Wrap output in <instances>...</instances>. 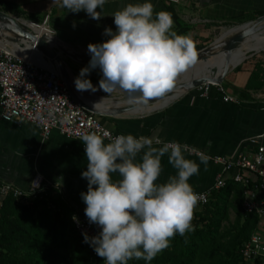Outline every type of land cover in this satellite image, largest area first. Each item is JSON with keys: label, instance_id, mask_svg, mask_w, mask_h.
<instances>
[{"label": "clouds", "instance_id": "9594fccd", "mask_svg": "<svg viewBox=\"0 0 264 264\" xmlns=\"http://www.w3.org/2000/svg\"><path fill=\"white\" fill-rule=\"evenodd\" d=\"M54 2L100 20L108 0ZM112 16L115 29L109 26L103 32L108 39L88 45L91 59L74 80L76 90H103L110 95L120 89L130 100L171 92L196 61L191 36L178 34L172 14L156 12L152 0L127 3ZM97 69L101 79L94 85L90 75ZM79 140L87 159L81 175L88 181L81 198L89 224L99 228L95 236L83 233L84 243L104 264H129L133 259L151 264L177 234L186 236L195 230L192 222L201 196L190 181L200 174L201 164L206 170V152L179 141H154L131 133L113 136L106 130L84 133ZM166 155L175 174L159 182ZM192 155L198 161L189 158Z\"/></svg>", "mask_w": 264, "mask_h": 264}, {"label": "crops", "instance_id": "0c3cea01", "mask_svg": "<svg viewBox=\"0 0 264 264\" xmlns=\"http://www.w3.org/2000/svg\"><path fill=\"white\" fill-rule=\"evenodd\" d=\"M0 1L10 4L9 7L1 6L20 10L26 16L44 13L56 18L60 32L71 40L69 43L86 46L108 39L103 32L109 26L115 29L112 16L115 11L127 3L143 2L108 0L101 12V19L94 20L84 11L69 12L54 0ZM152 3L156 12L163 10L171 13L175 21V31L190 35L195 45H199L201 38L212 35L216 24L240 18L257 21L264 17V0H152ZM8 42L21 47L20 44ZM80 56L87 58L88 55L86 52ZM78 63L88 65L84 62ZM256 64L264 69V58L247 62L241 68L231 71L223 83L229 95L240 99L241 106L225 104L216 94L209 100L200 99L196 94H186L166 108L152 113L101 116L100 119L106 127L121 134L131 133L137 137L148 136L153 140L179 141L206 152L209 155L206 170L201 164L200 174L193 176L190 182L197 193L208 192L222 172V167L213 164L210 157L233 156L240 150L248 149L250 141L264 133V87L260 90H249L248 97L240 94L246 89ZM104 102L116 103L107 100ZM189 158L198 161V157ZM162 164L163 172L159 182H166L170 175L175 174V170L168 163L167 155L162 158ZM86 166L87 159L81 141L67 139L56 130L45 140L42 132L33 125L16 126L0 121V179L4 182L28 191L34 176L42 174L48 183L60 186L61 194L66 197L68 204L85 214L86 205L82 201L81 193L88 190V181L81 174ZM247 177L252 184L249 189L255 190L256 177ZM114 179L119 177L114 176ZM239 186L246 190L243 185ZM243 196L245 200L246 197ZM235 197L233 194L230 201H234ZM260 229V233L264 235V221H261Z\"/></svg>", "mask_w": 264, "mask_h": 264}, {"label": "built area", "instance_id": "2783aa9c", "mask_svg": "<svg viewBox=\"0 0 264 264\" xmlns=\"http://www.w3.org/2000/svg\"><path fill=\"white\" fill-rule=\"evenodd\" d=\"M199 97L209 100L214 94L221 97L225 104L241 106L240 99L229 95L224 84H207L198 88ZM0 121L16 126L30 124L38 128L44 139H49L53 131H58L67 139L79 140L90 131L115 132L104 125L100 116L81 107L73 98L59 72L30 63L15 55L10 49L0 47ZM80 141V140H79ZM154 141L165 140L155 139ZM159 146V145H157ZM196 157L195 155H192ZM212 162L222 167L221 175L213 187L199 193V209L208 203L210 192L224 188L228 181L243 185L245 200L243 210L264 220V133L253 138L248 149L238 151L230 157L212 156ZM247 175L256 177L255 190H250L251 181ZM57 186L48 183L42 174H36L28 191L0 179V214L4 200L8 196L23 205H29L35 198L48 189ZM73 224L79 236L87 232L95 236L99 228L89 224L84 213L75 209ZM245 264H264V235L255 233L241 249ZM93 257L104 264V259L95 251Z\"/></svg>", "mask_w": 264, "mask_h": 264}, {"label": "trees", "instance_id": "16d2710c", "mask_svg": "<svg viewBox=\"0 0 264 264\" xmlns=\"http://www.w3.org/2000/svg\"><path fill=\"white\" fill-rule=\"evenodd\" d=\"M0 5L10 4L0 1ZM263 87L264 69L256 64L240 94L248 97L249 90ZM239 185L228 181L224 188L211 191L209 203L194 212L195 230L186 236L177 234L169 248L151 264H245L241 249L258 232L262 220L242 211L237 213L234 226L223 231L231 197L243 196L245 189ZM74 213L52 189L29 205L8 196L0 214V264H103L93 257L94 249L76 232ZM129 264L145 262L133 259Z\"/></svg>", "mask_w": 264, "mask_h": 264}, {"label": "water", "instance_id": "95a60500", "mask_svg": "<svg viewBox=\"0 0 264 264\" xmlns=\"http://www.w3.org/2000/svg\"><path fill=\"white\" fill-rule=\"evenodd\" d=\"M0 30L5 33L6 36H4L8 37L11 42L20 44L22 48L27 47L28 45L36 46L39 52L46 53L51 61L52 70L59 72L64 83L69 88L71 95L81 107L100 117H118L124 114H137L136 112L140 109L152 106L159 100L170 98L177 91L185 90L186 93H188L207 84L222 85L227 75L236 67H231L230 62L227 61L225 66L219 68L217 64H212L211 60L218 59L221 55H225L229 58V56H231L234 51L238 50L250 36L264 34V17L257 21L231 29L229 32H233V34L230 37H227V42L219 45V42L224 37L222 36L212 45L197 52L195 63L179 76L176 85L171 92L162 97L141 100L138 104L129 103L123 107H113L112 110L102 111L95 108L76 93L74 83L61 56L49 45L47 36H39L38 34L29 31L26 26L19 22L18 19L1 11ZM262 51H264V49ZM169 104H171V102ZM169 104L161 109L166 108Z\"/></svg>", "mask_w": 264, "mask_h": 264}, {"label": "rangeland", "instance_id": "374dc122", "mask_svg": "<svg viewBox=\"0 0 264 264\" xmlns=\"http://www.w3.org/2000/svg\"><path fill=\"white\" fill-rule=\"evenodd\" d=\"M0 11L3 12V13H6V14H8V15H10V16L18 19V20H20L21 22H24L31 29H33L36 33H39L40 35L47 36V39L51 42V44L53 46H55V50L61 56V58H62V60H63V62L65 64V66H66V68H67V70L69 72V75H70V77H71L73 82H74L75 78L79 75L80 70L83 67L87 66V65L80 64V63L76 62V60H74L72 57L64 54L67 50L71 51L73 49L77 54L78 53L85 54L87 52L88 56H87L86 59H88V60L91 59V57H90V55L88 53V46L81 45V44H73V43L71 44V43H69L71 40H69L67 35H63L60 32L59 27H58V20L56 18H51L50 15L44 14V13L41 14V15H34L32 17L29 16V15L26 16V14H24L20 10L8 9V8H5V7L1 6V5H0ZM254 21L255 20H248V19H245V18H240V19H237V20H234V21H230V22H227V23H223V24H219V25L216 24L215 25V30L213 31L212 35L208 36V38L204 37V38L200 39L199 45H196L197 52H200L201 50H203V49L207 48L208 46L212 45L216 40L220 39L222 36L226 37L229 34L231 35L233 33V32H229L231 29L240 27V26H242L244 24H247V23H250V22H254ZM58 40L61 41L62 43H64L66 46H64L63 44H60L58 42ZM1 42H2V44H5L6 46H8L10 48V50L13 47L16 48V49H19V46H17V45H13V44L8 43V42H6V43L4 42L3 43V41H1ZM65 49H67V50H65ZM83 58H85V57L83 56ZM261 58H264V51L261 50V52L260 51L252 52V53L250 52L247 55V59L243 63L238 65L236 68L232 69L231 71H234L235 69L241 68V66L243 64L247 63V62L258 61V60H261ZM90 79L92 80L94 85H98L99 84V80L101 79V73L99 72L98 69L94 70L91 73ZM75 91L80 97H85L87 99L96 100V101L100 100V101L104 102L105 100H107V101L120 103V104H123V105L128 103L129 101H131L130 98H129V94L127 92L123 91V90H120V89L115 90L110 95L108 93H105L103 90H98L96 92H92L91 90L81 92V91H77L76 88H75ZM186 94H196L197 97L200 98L199 97L198 88L195 89V90H192V91H190V92H188ZM186 94H184L183 96H185ZM57 188L59 189V193L58 194L66 202V205L68 207H72L73 210H75V207H73L70 204H68V201H67L66 197L62 195L63 193L61 191L60 186L59 187L57 186ZM50 189H52L54 191H57V189H54V188H50ZM243 195H245V194L243 193ZM242 197L236 196L234 201H232L230 203V205L228 207L229 219L224 223L223 231L228 230L232 226H234V224L236 222V218H237V213H240V212L244 211L243 210L244 196H242ZM262 221H264V220H262ZM258 232H261L260 228H259ZM248 241L246 243H248Z\"/></svg>", "mask_w": 264, "mask_h": 264}, {"label": "bare ground", "instance_id": "6f19581e", "mask_svg": "<svg viewBox=\"0 0 264 264\" xmlns=\"http://www.w3.org/2000/svg\"><path fill=\"white\" fill-rule=\"evenodd\" d=\"M19 22L21 24H23L24 26L27 27V29L35 34L40 35L39 33H36L33 29H31L27 24H25L24 22H21L19 20ZM233 34V33H232ZM231 34V35H232ZM5 33L2 32V30H0V40L4 41L6 40V42L10 41L8 39V37L4 36ZM230 34L226 37H224L220 42L219 45L221 43L227 42V37L231 36ZM6 38V39H5ZM49 45L55 49V46H53L51 44V42L47 39ZM58 42L60 44H63L64 46H66L64 43H62L61 41L58 40ZM9 43V42H8ZM13 43V42H12ZM0 47L2 48H7L8 46H6L5 44H2V42H0ZM264 49V34H260V35H254V36H250L242 45L241 47L234 51V53L229 56V58H227L225 55H221L218 57V59H212L211 63L212 64H217L219 66V68H222L223 66H225L226 62L229 61L230 62V66L231 67H237L238 65H240L241 63H243L245 61V59L247 58V55L251 52H258ZM64 50V49H63ZM67 50V49H65ZM11 51L19 56L21 59H24L30 63L33 64H37L40 65L44 68L47 69H52V65H51V61L49 59V56L46 53H42L39 52L36 48V46H27V47H19V49L16 48H12ZM64 54L72 57L74 60L78 61V62H84V63H89L90 60L83 58V56H79V54H77L73 49L67 50ZM75 86V84H74ZM186 93L185 90H181V91H177L172 97L167 98V99H162L157 101L154 105L149 106L147 108H143L140 109L138 112H136L137 114H148V113H152L155 112L157 110H160L161 108H163L165 105L169 104L170 102L176 100L177 98H179L180 96L184 95ZM83 96V95H82ZM84 100H86L88 103H90L91 105L95 106V108L99 109V110H112L113 107H123L125 105L120 104V103H110V102H102L100 100H97V103L95 105V101L96 100H91V99H87L85 97H82ZM93 101V102H92ZM141 100L137 99V100H131L129 101L127 104L131 103V104H138ZM110 104V105H109ZM126 104V105H127Z\"/></svg>", "mask_w": 264, "mask_h": 264}]
</instances>
